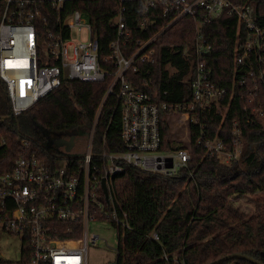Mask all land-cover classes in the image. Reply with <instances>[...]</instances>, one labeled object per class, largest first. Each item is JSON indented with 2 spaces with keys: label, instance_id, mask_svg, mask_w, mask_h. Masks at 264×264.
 I'll use <instances>...</instances> for the list:
<instances>
[{
  "label": "built area",
  "instance_id": "1",
  "mask_svg": "<svg viewBox=\"0 0 264 264\" xmlns=\"http://www.w3.org/2000/svg\"><path fill=\"white\" fill-rule=\"evenodd\" d=\"M70 1L75 0H3L0 80L10 99L12 113L17 116L57 89L63 79L100 82L112 75L103 104L110 96L118 101L124 150H104L102 159L106 166L102 171L93 163L94 132L100 109L85 150L78 152L83 158L77 166L68 158L55 165L24 148L11 169L0 168V235L20 238L23 259L27 258L22 264H88L89 246H98L101 239L99 235H90L91 221L129 225L127 214L120 212L113 192L114 178L125 165L173 176L191 160L192 154L187 148L163 149L161 120L168 114L184 116L190 131V124L198 123L195 115L198 110L214 109L224 118L230 99L224 100L233 95L235 88L229 93V88L214 81L208 60L212 50L208 26L224 11L235 14L238 21L235 62L246 64L241 83L247 85V79L252 82L243 98L248 103L259 99L260 105L252 108V112L264 119V102L260 96L264 93L261 92L264 91V20L258 21L254 4L234 6L229 0H114L115 14L111 20L117 33L108 44L107 54L102 56L91 15L80 9L67 10L65 4ZM44 2L50 4L46 7L47 13L43 10ZM163 17L170 19L156 30L158 18ZM184 17L191 18L195 26L192 99L156 102L129 75H144L146 86L152 82L156 42ZM38 21L44 22V31L39 29ZM240 25L246 32L243 42L239 41ZM150 28L155 30L149 36L139 35ZM84 32L87 41L79 42L75 34ZM41 40L48 47L44 59L40 57ZM204 127L200 141L206 154L221 158L228 166L239 162L245 143L237 123H234L230 145L222 139H204ZM4 143L2 140L0 146ZM23 144L27 146L26 141ZM103 180L108 196L102 187ZM77 224L82 230L79 238L61 237L74 232ZM62 225L69 226L62 228ZM154 238L158 239L157 234ZM3 257L0 251V259Z\"/></svg>",
  "mask_w": 264,
  "mask_h": 264
},
{
  "label": "trees",
  "instance_id": "2",
  "mask_svg": "<svg viewBox=\"0 0 264 264\" xmlns=\"http://www.w3.org/2000/svg\"><path fill=\"white\" fill-rule=\"evenodd\" d=\"M234 6L255 5L258 21L264 20V0H229ZM44 2L43 10L47 13ZM114 0H75L66 2L67 10L80 9L91 15L94 31L101 45V55L117 30L112 22ZM132 6V5H130ZM4 2L0 0V17ZM138 16V13H137ZM170 19L158 18L157 27ZM42 31L43 21H38ZM131 23V21H130ZM194 21L181 18L166 30L156 42V62L148 86L144 75H129L139 89L148 92L154 101L183 102L192 99V47L195 41ZM155 29L140 33L147 37ZM212 50L208 60L214 81L221 87L235 88L224 118L214 109L196 111L197 124H190V142L186 146L172 138L166 115L161 120L163 149L189 147L192 158L173 176L125 165L113 181V192L120 212H126L128 226L114 224L118 229L117 264H208L232 253H242L264 263V119L252 112L260 100L248 103L244 99L247 85L246 64L235 62L238 21L235 14L224 11L209 26ZM240 25L239 41L246 32ZM102 63L104 59L101 60ZM107 67V65H106ZM109 67V66H108ZM113 76L100 82L63 79L61 85L20 115L12 113L10 99L0 80V168L9 170L24 148L46 161L60 165L68 158L77 166L81 154L64 155L47 146L49 138L72 133L86 138L94 132V164L104 170L102 152H121L122 113L116 97L104 102ZM167 91V94H164ZM261 92H264L261 90ZM264 102V93L261 95ZM241 131L245 152L239 162L228 166L217 156H208L202 141L222 139L228 145L233 138L234 123ZM23 141L27 142L24 146ZM242 199L253 202L245 207ZM69 225H62V228ZM157 234L158 239L154 238ZM80 224L64 238H79ZM24 261L27 258L23 259ZM219 264H252L242 259H230Z\"/></svg>",
  "mask_w": 264,
  "mask_h": 264
},
{
  "label": "rangeland",
  "instance_id": "3",
  "mask_svg": "<svg viewBox=\"0 0 264 264\" xmlns=\"http://www.w3.org/2000/svg\"><path fill=\"white\" fill-rule=\"evenodd\" d=\"M78 41H87L85 32L82 35L75 34ZM48 47L44 40L40 43V57L46 58ZM166 119L169 122L172 138L184 142L189 146L190 131L188 120L184 116L177 114H168ZM189 149V147H186ZM190 150V149H189ZM80 152V151H79ZM241 204L245 207L253 206V202L248 199H242ZM90 235H99L101 239L98 241V246H89L87 261L88 264H106L114 263L117 257L118 248V229L111 222L106 220L91 221ZM0 251L3 258L0 259V264H22V242L20 238L10 235H0Z\"/></svg>",
  "mask_w": 264,
  "mask_h": 264
},
{
  "label": "water",
  "instance_id": "4",
  "mask_svg": "<svg viewBox=\"0 0 264 264\" xmlns=\"http://www.w3.org/2000/svg\"><path fill=\"white\" fill-rule=\"evenodd\" d=\"M86 141H87L86 138L78 137V136H74V137L72 136L71 138L68 139V142H60L58 140V141H54L53 145L59 146L61 144H66L68 146L69 151L77 150V151L83 152L85 150V147H86ZM169 165L170 166L172 165L171 160H170ZM102 187H103L105 195L108 196V190H107L105 180L102 181ZM235 258L246 260L248 262H251L252 264H264L263 262L257 260L256 258L249 256V255H246V254H242V253H232V254L226 255L222 258H219L217 260H214L208 264H219L223 261H227V260L235 259Z\"/></svg>",
  "mask_w": 264,
  "mask_h": 264
},
{
  "label": "flooded vegetation",
  "instance_id": "5",
  "mask_svg": "<svg viewBox=\"0 0 264 264\" xmlns=\"http://www.w3.org/2000/svg\"><path fill=\"white\" fill-rule=\"evenodd\" d=\"M74 137V136H77L76 134H72V133H65V134H60V135H55L53 136L52 138H49L48 140V144L47 146L51 149H54V150H57V151H60L64 154H70V153H78L79 151L77 150H73V151H69L68 150V146L66 144H61L59 146H55L53 145V142L54 141H60V142H68V139L71 138V137Z\"/></svg>",
  "mask_w": 264,
  "mask_h": 264
}]
</instances>
